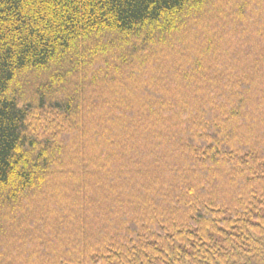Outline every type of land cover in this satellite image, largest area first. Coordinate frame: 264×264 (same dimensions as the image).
Returning a JSON list of instances; mask_svg holds the SVG:
<instances>
[{
    "label": "trees",
    "instance_id": "trees-1",
    "mask_svg": "<svg viewBox=\"0 0 264 264\" xmlns=\"http://www.w3.org/2000/svg\"><path fill=\"white\" fill-rule=\"evenodd\" d=\"M0 204V264H264V0H0Z\"/></svg>",
    "mask_w": 264,
    "mask_h": 264
},
{
    "label": "rangeland",
    "instance_id": "rangeland-1",
    "mask_svg": "<svg viewBox=\"0 0 264 264\" xmlns=\"http://www.w3.org/2000/svg\"><path fill=\"white\" fill-rule=\"evenodd\" d=\"M217 0H213V3H215ZM208 2V1H207ZM206 2V3H207ZM218 4H220V2H217ZM199 9L200 10H202V6H199ZM234 22V21H233ZM235 25H238V23H235ZM235 27V26H234ZM233 26H231L230 27V32L232 31V30H235V29H237V28H234ZM191 43V42H190ZM102 46H104L103 44H101ZM227 46H229L228 44H227ZM227 46L226 47H224L225 49H227ZM230 47V46H229ZM89 56H91V53L89 52ZM95 57V56H94ZM94 57H91V60L94 58ZM89 61V60H88ZM88 61L86 62V65L88 64ZM93 64V63H92ZM162 64H163V62H162ZM162 64H161V66H162ZM95 65V64H94ZM99 65V67H98V69L96 70V71H94L95 72V75H98L99 73H101L102 71H104V66L102 65V64H98ZM227 66V65H226ZM86 67V66H85ZM88 67V66H87ZM222 69H224V68H222ZM238 70H240L241 72H243V69H238ZM86 71V70H85ZM96 72H98V73H96ZM86 76H88V72L86 73ZM85 76V77H86ZM82 77V76H81ZM64 80V81H63ZM62 81L64 82L63 83V86L60 88V93H63V92H74V91H76V89H78L79 88V82L81 81V78H76V79H74V78H72L71 79V77H69V76H65V78L63 79ZM87 80H89V77H87ZM84 83L86 82V81H83ZM64 88V89H63ZM229 89V90H228ZM228 94H231V92L233 91V88L232 87H228ZM112 92H114V89H110V90H107V91H104V93L105 94H109V93H112ZM234 92V91H233ZM104 94V95H105ZM121 94H123V92L121 93ZM227 94V93H226ZM247 95H249V93H247ZM115 96H116V94H115ZM137 95H136V93H134V97H135V104H137L136 106L138 107V108H140V109H142V104L141 103H138L139 102V99L136 97ZM136 107V108H137ZM139 111V110H138ZM189 119V118H188ZM230 123H233V119L230 121ZM134 124H137V122L135 121V123ZM133 124V125H134ZM92 125V124H91ZM145 127V126H144ZM92 126H89V129L87 130L88 131V133H86L85 132V139H83V141L81 140V144H80V147L77 149H75V152L73 153V151L74 150H71V153L72 154H70V156H69V158H68V160H67V162L69 163V160H72V161H75V160H77L76 158H79V159H83L84 158V156L85 155H87L86 156V158H91V157H94V154H92V152H93V146L95 145V142H98L100 145H104L105 143H106V139H104V140H100V139H98L93 133H92ZM147 128H149V129H146L147 130V133H145V136H144V134L141 132L142 130L141 129H138V130H136L135 131V129H130V130H127V133H129V135H131V132L133 133L132 135H131V137H130V139L131 138H133L132 136H135L134 134L135 133H138L140 130V134L142 135V138L144 139V141H143V143L142 142H140V141H135L136 142V144L138 145H136L135 146V148H133L132 147V145H130L131 147H129L130 149H132V150H129L128 149V147L126 146V147H123L122 148V150H125V152L127 153L128 151L130 152V154L129 155H132L133 157H135V159L133 158V160H132V162H128V161H126V157H125V163H130V164H133V166L135 165V161H139V163L141 162V163H146L147 165H149V164H151L152 162L150 161V157L148 156H146L147 154H145V152H147L148 153V151H150L149 149H151V145H152V143H153V141L155 140V138H153V133H152V131L150 130V127L149 126H147ZM68 129V128H67ZM91 129V130H90ZM132 130V131H131ZM54 132H56V131H54ZM53 132H51V134H52ZM49 134L48 133H46V135H43V137L45 136H48ZM41 137H42V134H41ZM72 135L70 134V132H63V133H59V136L55 139V144H60L61 146H63V145H65V144H68V143H70L71 142V139H72ZM126 139H128V138H126ZM79 143V142H78ZM84 144V146H85V148L84 147H82V145ZM149 144V145H148ZM142 147L141 149L142 150H144V148H145V152L144 153H142V154H140V155H138V153L136 152V149L138 148V147H140V146ZM143 146H146V147H143ZM62 150V149H61ZM65 150L68 152V153H70V150H68L67 148H65ZM142 150H138L137 149V151L138 152H141ZM125 154V153H124ZM80 156V157H79ZM28 157V159H30V155L29 156H27ZM83 157V158H82ZM74 163V162H73ZM55 178H53L52 179V181L47 177V179H45V181L43 182V184L44 185H46V187H49L50 186V184L48 183V180H50L51 181V183H53L54 181V183L53 184H51V187H53V185H54V187L55 188H57V189H60V186H59V184L62 182V181H68V182H73V179H71V178H57V180H54ZM60 179H61V182H60ZM13 182H11L10 181V184H12ZM41 184H42V181H41ZM42 188V187H41ZM52 190H54L55 191V189L53 188ZM34 200V199H33ZM3 201H2V199H1V203H2ZM2 205L0 204V207H1Z\"/></svg>",
    "mask_w": 264,
    "mask_h": 264
}]
</instances>
